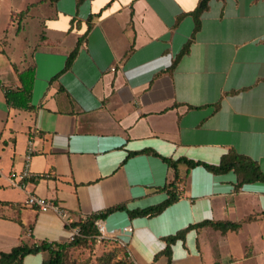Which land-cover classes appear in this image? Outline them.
Segmentation results:
<instances>
[{"label":"crops","instance_id":"obj_1","mask_svg":"<svg viewBox=\"0 0 264 264\" xmlns=\"http://www.w3.org/2000/svg\"><path fill=\"white\" fill-rule=\"evenodd\" d=\"M197 3L85 0L77 6L76 0H38L25 5L22 20L14 16L21 11H11L6 31L11 26L10 40H19L14 46L20 64L7 59L0 68V160L9 159L7 175L20 171L31 142L32 180L16 189L0 171V252L20 241L69 242L64 220L26 205L29 195L57 204L74 223L118 205L133 211L162 203L173 176L162 158L217 165L234 151L264 173V0H210L189 51L176 61L194 28L186 14ZM29 24L36 28L33 44L21 35ZM12 64L20 71L35 67L32 111L6 105L1 86L18 87ZM16 123L25 136L19 149ZM6 126L10 135L2 140ZM182 179L178 200L156 216L130 218L117 211L100 219L118 233L134 264H167L157 256L165 238L191 225L237 222L264 211L263 182L235 189L234 172L214 175L201 166ZM14 190L25 197H2ZM1 203L24 205L23 227L11 220L16 210ZM246 206L252 207L247 214ZM261 223L264 218L241 229L263 232ZM127 227L131 232H122ZM206 229L212 230L192 229L171 245L170 264H211L200 246ZM45 258L29 255L22 264Z\"/></svg>","mask_w":264,"mask_h":264},{"label":"trees","instance_id":"obj_2","mask_svg":"<svg viewBox=\"0 0 264 264\" xmlns=\"http://www.w3.org/2000/svg\"><path fill=\"white\" fill-rule=\"evenodd\" d=\"M85 0H76V5H81ZM210 0H198L196 8L189 14L192 17L194 28L191 34L190 39L184 44L180 53L178 54L176 61L185 55L189 51V47L194 40L195 34L200 30L201 14L207 10ZM108 5V4H106ZM28 12V9L21 11L19 17L25 16ZM91 17L87 21V31L91 28ZM87 33V32H86ZM84 38V36H82ZM82 38L78 41L76 47L71 51L65 62L64 71L69 69L74 58L76 57L79 43H81ZM132 50V48H130ZM174 62V64L176 63ZM173 64V65H174ZM14 74L16 75L18 81V87L3 88V94L5 102L8 108L17 109L23 111H32L34 108L30 104L31 102V93L33 88V81L35 75V67L28 66L26 69L20 71L14 64L11 65ZM144 153L151 154L156 156L153 151H144ZM162 160L166 163L168 168L172 171V179L165 185L164 189L167 194V198L160 204L147 207L145 209H137L133 211H128L124 205H118L106 209L105 211L92 214L88 216L84 221L78 220L70 225V227H78V235H76L72 241L67 243H57V242H48L40 241L34 242L31 244L21 242L19 245L13 247L8 252H0V264H22L23 259L29 255L36 254H46V258L40 264H87V263H75L67 260V253L78 247L85 246L87 241L97 237L98 232L95 229V221L97 219H105L108 215L117 212L125 211L127 212L130 218H145L153 217L160 214L167 207L176 202L179 198V185L182 184V176H186L189 170L201 166L206 171L214 175H223L230 171L234 172L237 178V185L235 189H239L243 184L253 183V182H263L264 183V173L260 170L258 164L252 159L239 155L234 151H229L224 155L220 162L217 165H209L203 162H195L192 160L180 158L177 160L164 159ZM32 178L26 180L30 182ZM13 207L15 211V217L11 220L17 223L19 226L23 227L21 219L19 217L20 209L24 208V205L21 204H11V203H1ZM259 218H264V211L260 214H253L242 218L237 222L231 221H203L201 223L191 225L184 230L177 232L173 236L165 238L166 246L163 251L158 253L157 256H165L167 258V264H170L171 259V245H173L177 240H183L185 234L194 229L196 231L201 230L202 228H211L214 231H218L221 234H226L227 232L237 233L241 230V227L245 223H250L258 220ZM69 227V226H67ZM69 227V228H70ZM109 239V238H107ZM113 240V239H112ZM117 248L122 252L124 257V262H119V264H134L130 259L125 250V247L116 240H113ZM156 256V257H157ZM112 257L108 254L106 259L100 260L98 264H110ZM211 264H218L216 262Z\"/></svg>","mask_w":264,"mask_h":264},{"label":"rangeland","instance_id":"obj_3","mask_svg":"<svg viewBox=\"0 0 264 264\" xmlns=\"http://www.w3.org/2000/svg\"><path fill=\"white\" fill-rule=\"evenodd\" d=\"M38 1V0H0V50H5L6 53H2L0 51V68L4 66V64L8 63V60L11 62H15L19 65L20 61L18 58L19 52L18 47L19 40L16 38L15 43L18 44L14 46V42L10 39L14 34V30L9 27L8 32L6 31V27L9 23V18L11 11L12 12H20L24 9L25 5ZM45 5V4H44ZM21 20L26 16L19 17V14L14 15ZM13 16H11L12 18ZM15 19V18H14ZM14 28H17L15 25ZM22 29V27H21ZM34 34H36V28L34 25L29 24L25 26L23 30H21V35L27 37L28 43L33 44ZM20 35V36H21ZM14 39V36H13ZM9 40L8 42H6ZM7 43H9L8 46ZM10 123V122H9ZM8 123V127L10 124ZM13 128V127H12ZM14 129L16 130L13 133V137L17 140L18 149L21 148L22 144L25 141V136L23 132V128L19 123L14 124ZM10 135L9 130L6 126L5 130L2 133V140L7 138ZM9 159L6 156H2L0 160V171L2 172L3 178H6L9 171ZM2 178V179H3ZM17 189V188H16ZM4 198H10L13 200H17L15 198H24V191H16L12 192L9 195L2 196ZM21 199V200H22ZM252 207L246 206L243 212L249 213ZM53 213V212H48ZM54 214V213H53ZM236 218H239L238 216ZM62 223L63 228V222ZM14 229L17 228V226ZM260 227L264 228L262 223ZM11 233V232H9ZM67 234V242L70 237V231L66 229ZM13 235V234H12ZM200 246L205 247L208 252V259L212 261V263L216 262L218 264H264V230L263 232L257 231L256 229H241L237 233L231 234H220L217 231H212L206 229L204 235L201 237ZM256 241H261L257 245ZM22 241L18 242L19 244ZM115 242L112 239L101 238L97 235V237L90 239L87 241L85 246L74 248L67 253V260L75 263H87V264H98L100 260L106 259L108 254L111 255L112 260L110 264H119V262H124V257L122 252L119 250L114 244ZM11 244H16L15 241ZM13 246V245H12ZM15 246V245H14ZM256 249H261L262 252H257ZM2 251L9 250L10 247H2ZM207 259V260H208Z\"/></svg>","mask_w":264,"mask_h":264},{"label":"built area","instance_id":"obj_4","mask_svg":"<svg viewBox=\"0 0 264 264\" xmlns=\"http://www.w3.org/2000/svg\"><path fill=\"white\" fill-rule=\"evenodd\" d=\"M32 143L28 142L27 143V148H26V155L24 159V163L22 165V168L20 171H11L8 174V179L13 187L19 188L21 190H24L26 187V180L29 178H32V174L30 171V158L32 156ZM26 205L36 207L39 212L41 213H48V212H53L54 214L58 215L62 220H64L66 227L69 226L73 223L69 217V215L66 213L64 209H62L60 206L54 203L48 202L46 199L43 198H38L34 197L32 195H29L25 201ZM95 229L98 232V236L101 238H110L113 240H117V234L115 231H108L107 228L105 227L104 223L100 220L97 219L94 223ZM71 229V234L69 237V241H72L73 238L78 235V227H70ZM131 228L127 227L122 229V232H131Z\"/></svg>","mask_w":264,"mask_h":264}]
</instances>
